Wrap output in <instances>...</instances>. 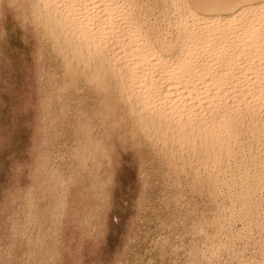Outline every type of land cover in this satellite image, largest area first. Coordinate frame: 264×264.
Here are the masks:
<instances>
[{"label": "bare ground", "instance_id": "6f19581e", "mask_svg": "<svg viewBox=\"0 0 264 264\" xmlns=\"http://www.w3.org/2000/svg\"><path fill=\"white\" fill-rule=\"evenodd\" d=\"M32 3L46 27L54 32L59 46L76 62L88 66L93 76L111 81L124 108L136 121H148V130H153L161 143L185 150L198 166L219 174L224 186L243 182L245 197L253 189L264 187V174L251 170L257 166L256 157L260 153L264 155V13L259 8L229 17L214 8L195 9L193 0H154L159 7L151 10L153 24L169 40L173 34L176 37L171 44L174 58L166 59L159 41L149 40L143 30L142 10L133 6L134 0H33ZM254 138L263 140L256 151L250 142ZM249 181L258 182L248 186ZM227 226L222 227L223 231Z\"/></svg>", "mask_w": 264, "mask_h": 264}, {"label": "rangeland", "instance_id": "374dc122", "mask_svg": "<svg viewBox=\"0 0 264 264\" xmlns=\"http://www.w3.org/2000/svg\"><path fill=\"white\" fill-rule=\"evenodd\" d=\"M9 2L10 0H0V18L6 14L5 9ZM32 2L33 0H29L30 4H33ZM17 3L22 5L23 0H17ZM13 11H16V9H13ZM42 18L34 11L33 20L42 33L45 45L53 52L57 49L64 50V57L61 63L74 62L77 67H80L83 71H88L90 75L80 89L62 91L64 77L57 79L52 75H45L46 55L39 50L36 52L37 55L35 54L34 56L31 53L26 54L25 49L22 47H13L11 52L7 50L0 52V56L4 57V63L0 65V137L4 141V146L0 147V170L3 171V200L0 201L1 264H64L67 255L66 249L72 246L73 237L75 236L76 246L79 248L80 240L84 238L87 226L86 221L89 215L95 214L97 208L101 206L98 187L102 180L105 182L108 180V173H111L113 179L119 173L123 180L128 182V190L131 189L134 181L139 182L141 185L144 181V178L138 174V170L130 160L125 161L122 165L118 163L115 168H112L110 162L100 163L103 150L106 148V126H108L111 118L108 106L112 100L110 96V92L113 90L112 83L105 77L93 76L88 66L76 62L65 49L59 46L54 32L46 27ZM20 39L24 40L23 37ZM24 43L26 44L27 41L24 40ZM12 57L15 59H12ZM30 61L32 64L31 68L29 67ZM85 87L91 90L92 100L90 101V107H84L79 102V97L84 95ZM60 98L61 101L59 100ZM121 104L124 109V118L130 126L134 127L141 136L146 137L148 140L150 139V142L158 141L157 143L161 146L166 145L169 155H173L179 160L180 170L190 171L193 176L200 178V180H202L203 176L202 181L207 182L205 185L210 193L212 192L213 196L211 195L210 199L212 200V207H215L213 215L208 216V220L205 217L194 222L189 227L188 233H185L188 237L187 264H211L212 262L213 264H245L244 257L247 254L244 248H247L248 243L251 241L250 236L255 234L256 241L251 242L258 244L260 233L264 232V187L253 189L247 198L243 195V182L236 181L224 186L221 183L219 174L211 173L210 169L198 166L196 159L186 154L185 150L171 147L169 143H161L155 136V132L151 129L148 130V121L146 123L136 121L133 115L124 108L123 101H121ZM45 110L47 111L46 113ZM97 110L98 112H96ZM112 115L114 116L115 114L113 113ZM84 129L85 131L87 130L85 134L83 132ZM262 141V138L250 140L252 146L256 148H254V151L257 150ZM81 148L85 150L83 149L82 151ZM256 159H258L257 166L251 170L264 174V155L260 153ZM196 169H198L199 173H197ZM41 171H44V174ZM55 180L56 182H54ZM213 182L217 183V185ZM257 182L249 181L246 185H255ZM211 183L212 185L210 186ZM93 185L97 187L94 188ZM231 185L234 186L232 187ZM224 191H227L226 194ZM216 208L219 209V214ZM224 212L226 215H224ZM223 216L225 217L224 219ZM27 221L28 225L25 224ZM36 223L38 224L36 225ZM215 224L217 225L216 227ZM227 224L229 225L227 226L229 232L227 230L223 231V229H226ZM232 230L235 232L233 233ZM16 231H18V234ZM220 231H223L222 234ZM227 234L230 236H227ZM244 234H246L244 238L247 237L246 240L249 239L248 242L243 239ZM224 237L225 240H223ZM226 237L231 238L228 239ZM222 240L223 242L220 243ZM242 242L245 244H243V247L239 246ZM209 247L211 252L208 251ZM227 247H229V251ZM257 247L259 248V245ZM233 249L234 251H232ZM80 250L83 252V249ZM118 251L117 249V251L113 252L114 262H119L123 258L122 255L117 254ZM212 252L214 253L212 254ZM230 252L234 255H231ZM238 254L241 255L239 256ZM91 255L90 251L89 258H91ZM213 255H216L217 258ZM228 257L229 259H227ZM205 258H207L206 261L204 260ZM261 258V254H258V252L254 253V255H247L250 264H259ZM124 264H127L126 259Z\"/></svg>", "mask_w": 264, "mask_h": 264}, {"label": "snow or ice", "instance_id": "6c2138e0", "mask_svg": "<svg viewBox=\"0 0 264 264\" xmlns=\"http://www.w3.org/2000/svg\"><path fill=\"white\" fill-rule=\"evenodd\" d=\"M133 6L142 10L143 30L149 40L159 41L166 59L174 58L171 44L176 39L175 35L169 40L153 24L151 10L159 5L154 0H134ZM192 6L195 9L214 8L229 17L254 8L264 13V0H193ZM34 8L29 0H23L22 5L17 0H10L6 14L0 18V52L22 47L26 54L34 56L39 50L46 55L45 75L57 79L64 77L62 91L80 89L89 78V72L83 71L74 62L61 63L64 50L53 52L45 45L42 33L33 20ZM21 37L27 41L26 44ZM3 63L4 57L0 56V65ZM29 67H32L31 61ZM111 95L108 106L111 118L106 128V148L100 163L110 162L115 168L118 163L122 165L130 160L144 181L142 185L134 181L128 190V182L119 173L114 179L108 173V180H102L98 187L101 206L95 214L89 215L79 248L73 237L72 246L66 249L64 264H124L125 259L127 264H187L188 237L185 233H188L191 224L213 213L212 193L190 171L180 170L179 160L169 155L166 146L150 142L130 126L124 118L121 99L115 89ZM91 100V90L85 87L79 102L84 107H90ZM3 146V138L0 137V147ZM2 194L3 171L0 170V201L3 200ZM251 241H256L255 235L251 236ZM251 241L245 248L246 254L260 252L262 258L259 264H264V232L260 233L259 248ZM240 246L243 247V244ZM117 249V254L123 258L114 262L113 252ZM247 255L244 257L245 264H250Z\"/></svg>", "mask_w": 264, "mask_h": 264}]
</instances>
